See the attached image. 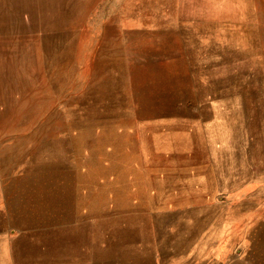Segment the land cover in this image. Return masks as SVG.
<instances>
[{
	"label": "rangeland",
	"instance_id": "obj_1",
	"mask_svg": "<svg viewBox=\"0 0 264 264\" xmlns=\"http://www.w3.org/2000/svg\"><path fill=\"white\" fill-rule=\"evenodd\" d=\"M256 255L264 0H0V264Z\"/></svg>",
	"mask_w": 264,
	"mask_h": 264
},
{
	"label": "crops",
	"instance_id": "obj_2",
	"mask_svg": "<svg viewBox=\"0 0 264 264\" xmlns=\"http://www.w3.org/2000/svg\"><path fill=\"white\" fill-rule=\"evenodd\" d=\"M39 218H40V216H39ZM36 219H38V216ZM251 264H264V255L253 256V260H252Z\"/></svg>",
	"mask_w": 264,
	"mask_h": 264
},
{
	"label": "bare ground",
	"instance_id": "obj_3",
	"mask_svg": "<svg viewBox=\"0 0 264 264\" xmlns=\"http://www.w3.org/2000/svg\"><path fill=\"white\" fill-rule=\"evenodd\" d=\"M11 3V2H10ZM56 3V2H55ZM15 17V16H14ZM62 171V170H61ZM38 199V198H37Z\"/></svg>",
	"mask_w": 264,
	"mask_h": 264
}]
</instances>
